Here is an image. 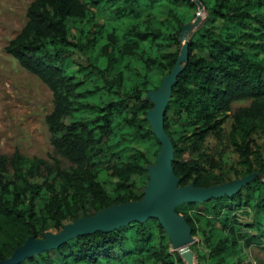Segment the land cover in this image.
I'll return each instance as SVG.
<instances>
[{
	"label": "trees",
	"instance_id": "16d2710c",
	"mask_svg": "<svg viewBox=\"0 0 264 264\" xmlns=\"http://www.w3.org/2000/svg\"><path fill=\"white\" fill-rule=\"evenodd\" d=\"M201 25L173 88L165 130L179 186L213 187L252 174L264 159V0H199ZM195 0H34L23 29L5 47L52 92L46 116L51 161L16 150L0 154V262L30 238L78 219L140 201L160 143L146 120L148 94L177 63ZM250 101L233 112V104ZM228 141L241 170L206 153L210 137ZM199 236L197 264H264L246 250L264 245V178L229 197L176 209ZM240 217L250 219L243 222ZM157 219L77 236L19 264H186Z\"/></svg>",
	"mask_w": 264,
	"mask_h": 264
},
{
	"label": "water",
	"instance_id": "95a60500",
	"mask_svg": "<svg viewBox=\"0 0 264 264\" xmlns=\"http://www.w3.org/2000/svg\"><path fill=\"white\" fill-rule=\"evenodd\" d=\"M199 12L193 23L185 25L180 37L182 49L176 65L163 79L158 90L148 94L153 101V108L148 112L146 120L160 143V151L154 165L147 166L149 182L144 189V197L121 205H115L102 210L94 216L78 219L66 225L58 233H47L44 238L28 239L13 255L0 264H19L25 259L41 254L45 251L57 249L69 240L90 232L112 231L125 227L133 222H145L157 219L166 231L174 251H178L186 264H195V254L190 244L193 243L192 228L176 209L185 203H204L212 199L233 196L249 184L255 173L229 183L213 187H196L194 184L179 186V179L174 173L173 161L175 149L172 139L165 130V114L177 83L183 64L188 61V47L191 30L198 29L203 21L204 7L199 0H195Z\"/></svg>",
	"mask_w": 264,
	"mask_h": 264
},
{
	"label": "rangeland",
	"instance_id": "374dc122",
	"mask_svg": "<svg viewBox=\"0 0 264 264\" xmlns=\"http://www.w3.org/2000/svg\"><path fill=\"white\" fill-rule=\"evenodd\" d=\"M33 1L0 0V154L10 157L18 150L28 158L51 161L54 149L46 116L53 108L52 92L5 51V47L25 26L27 10ZM202 15L204 17L205 14ZM196 30L188 36L191 38ZM249 104L250 101L235 102L232 111ZM231 125L232 119H229L224 126L225 136L221 140L210 137L205 145L206 153L215 157V161L220 162L227 172L242 169L239 155L228 141ZM253 141V150H259L264 159V134H255ZM260 177L264 178L263 175ZM240 218L243 222L250 221L246 217ZM193 238L191 249L194 245H201L199 236ZM246 252L252 262L264 261V245L252 246Z\"/></svg>",
	"mask_w": 264,
	"mask_h": 264
},
{
	"label": "bare ground",
	"instance_id": "6f19581e",
	"mask_svg": "<svg viewBox=\"0 0 264 264\" xmlns=\"http://www.w3.org/2000/svg\"><path fill=\"white\" fill-rule=\"evenodd\" d=\"M191 31H193V30H191ZM191 31H190V32H191ZM190 32H189V33H190Z\"/></svg>",
	"mask_w": 264,
	"mask_h": 264
}]
</instances>
